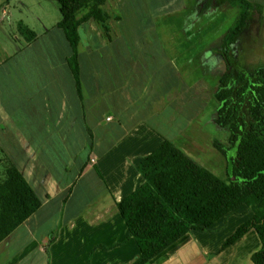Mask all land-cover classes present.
Returning a JSON list of instances; mask_svg holds the SVG:
<instances>
[{"label":"crops","instance_id":"obj_1","mask_svg":"<svg viewBox=\"0 0 264 264\" xmlns=\"http://www.w3.org/2000/svg\"><path fill=\"white\" fill-rule=\"evenodd\" d=\"M251 1L261 10L252 12L248 26L252 22L262 26L264 0ZM198 3L191 0L189 8ZM92 4L76 10L73 20L79 21ZM233 11L224 2L209 15L223 17ZM107 14L104 19L111 21V13ZM190 15L189 9L183 14L188 24ZM7 16L8 0H0V22ZM59 20L46 31L58 28ZM98 21L79 24H88L84 45L80 49V41L77 45L81 91L67 61L71 49L65 36V53L55 55L44 45L43 51L28 58L22 49L11 52L0 41V153L40 199L38 209L0 241V264H134L139 255L116 204L144 182L137 170L139 161L169 139L149 117L166 105L185 104L192 94L191 83L167 76V85L161 88L158 70H150L153 62L133 60L129 66L119 59L118 93L112 95L110 79L116 71L112 66L102 71L86 55L94 39L106 40L100 36ZM199 21L192 23L194 28ZM105 23L100 25L106 26L101 28L109 40L118 33L111 35ZM36 39L37 34L27 43ZM218 79L206 88L211 97ZM252 215L242 203L210 226L190 229L146 264H255L251 255L261 248V240L254 228L223 247Z\"/></svg>","mask_w":264,"mask_h":264},{"label":"trees","instance_id":"obj_2","mask_svg":"<svg viewBox=\"0 0 264 264\" xmlns=\"http://www.w3.org/2000/svg\"><path fill=\"white\" fill-rule=\"evenodd\" d=\"M105 1L56 0L60 13L56 26L70 46L67 61L79 91L78 26L89 19L102 21L107 17L102 9ZM88 2L93 3L89 11L74 21V12ZM224 2L235 7L237 14L216 46L225 67L213 97L219 102L214 122L227 127L229 145L217 141L213 145L226 158L235 147L231 156L234 178H230L228 171L225 179L220 178L172 141L163 139L137 164L144 182L116 204L139 249L134 264H146L190 229L208 227L242 203L252 209L253 215L225 239L223 247L254 228L261 248L251 259L255 264H264V64L240 65L234 53L239 35L248 27L252 12H259L261 5L251 0H202L197 10L202 12ZM17 29L26 41L36 36L21 21ZM0 163L1 241L38 209L40 199L6 156H2Z\"/></svg>","mask_w":264,"mask_h":264},{"label":"rangeland","instance_id":"obj_3","mask_svg":"<svg viewBox=\"0 0 264 264\" xmlns=\"http://www.w3.org/2000/svg\"><path fill=\"white\" fill-rule=\"evenodd\" d=\"M201 1L199 0V3ZM189 2L191 0H106L102 9L108 17L107 13H111V21L110 18L98 21L100 36L106 40L101 43L94 39L90 43L92 50L86 55H91L93 65L102 67V71L108 69V66H112V71H116L110 79L112 95L118 93L119 59L121 65L129 66L133 60L153 62L150 70H158L161 88L167 85L165 82L167 76L175 78L174 80L190 81L192 94L185 104L178 102L175 108L171 104L166 105L156 110L149 117V121L194 160L225 179L228 171L227 158L224 155L222 158L213 141L228 146L226 142L229 132L227 127L218 126L214 122L219 102L211 97L210 90L207 92L206 88L213 85L211 83L219 78L225 67L224 58L216 51V46L225 31L233 24L237 9L233 7L234 11L230 15L225 13L221 17L222 15L216 13L209 15V10L214 7L199 12L198 4L193 5L191 9ZM8 3L9 16L0 22V41L6 48L11 52L22 49L27 58L30 54L35 56L39 50L43 51L44 45L55 55L66 52L67 43L61 29L53 28L46 31V27L60 19L56 0H8ZM187 9L191 13L188 20L190 24L187 23V18H183ZM172 14L174 15L171 16ZM199 19L197 28H194L192 23ZM19 21L35 30L37 39L32 45L19 34L17 29ZM102 22H106L107 27L111 28V30L107 28L111 35L114 32L118 34L107 40L105 30H102L100 25ZM87 27L88 24L85 23L78 28L79 49L84 45L83 38ZM234 53L240 65H263L264 25H255L252 22L239 35ZM100 81H103L102 75ZM179 85L181 87V83ZM182 85L184 86V83ZM193 86L198 90L193 92ZM216 87L217 83L215 89ZM230 151L227 155L231 154ZM234 153L235 151L231 156H234ZM209 165H214L217 169Z\"/></svg>","mask_w":264,"mask_h":264},{"label":"water","instance_id":"obj_4","mask_svg":"<svg viewBox=\"0 0 264 264\" xmlns=\"http://www.w3.org/2000/svg\"><path fill=\"white\" fill-rule=\"evenodd\" d=\"M238 67V65H235ZM233 151H235V147L230 151V153L232 154ZM231 154L227 155V162H228V165H227V170H228V173L230 175V178L233 179L234 176L232 175V172H231Z\"/></svg>","mask_w":264,"mask_h":264}]
</instances>
